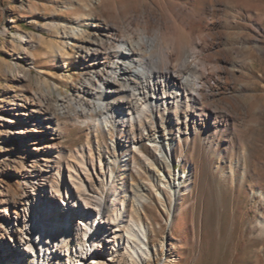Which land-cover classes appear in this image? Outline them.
I'll use <instances>...</instances> for the list:
<instances>
[{
    "label": "rangeland",
    "instance_id": "374dc122",
    "mask_svg": "<svg viewBox=\"0 0 264 264\" xmlns=\"http://www.w3.org/2000/svg\"><path fill=\"white\" fill-rule=\"evenodd\" d=\"M200 5L206 6V12L194 16V8ZM112 6L118 7V12L124 11V15L110 17ZM136 6L139 12L133 10ZM181 8L190 9L193 16L181 14ZM104 12L107 18L100 16ZM153 14L162 15L161 29H155L152 20L147 19ZM91 17L105 18L117 26L119 35L131 37L144 31L154 39L144 46L152 60L159 58L161 45L170 36L167 26L198 53L193 66L201 73L208 93L202 87V96L191 102L194 105L169 104L151 112L144 110L141 121L149 134L176 141L169 180L157 181L153 177L156 171L136 152L127 157L125 165L111 166L115 178L109 180V173L99 174L96 138L100 151L103 148L117 157L126 150L132 152L134 144L150 156L152 152L142 129L108 133L100 124L94 126V120L82 122L98 117L87 110L89 107H84L82 113L76 103L74 94L82 78L76 56L78 43L67 40L63 32L78 23L85 33H92L94 28L86 24ZM145 20L149 23L146 28L141 23ZM188 24L197 28L192 37ZM25 87L42 90L46 94L44 106L53 107L54 116L62 123L61 138L47 152L54 160L60 156L63 189L68 185L74 193L81 192L72 187L73 181L81 178L87 193L102 196L105 201L108 194L114 197L122 178L130 197L133 191L149 198L145 221L153 230L150 245L152 252L158 253L162 247L164 252L158 264H264V0H0V117H9L11 113L3 108L18 101ZM19 124L0 120V189H5L8 179L18 174L15 167L32 164L34 151L29 149L28 155L24 154L22 144L16 146L18 152H8V145L21 139L6 131L16 130ZM42 136L36 133V137ZM44 136L40 143L52 141L46 139L48 134ZM80 146L87 156L88 171L77 169L74 173L76 164L71 162V154L79 158ZM6 153L11 158H5ZM19 153L21 160H12ZM160 169L168 173L166 168ZM188 169L191 174L178 198L170 203L168 184L172 173ZM54 190L47 186L31 199L33 213L37 210L40 219L55 218H45L48 212H61L68 218L69 214L87 210L83 202L74 205L64 191ZM158 191L166 195L162 202ZM126 208L125 218L129 219L134 213L130 205ZM74 223L68 229L75 238ZM17 229L10 228L4 238L0 236L1 250L6 246L24 252L28 239ZM10 235L17 242L24 240L23 247L9 240ZM97 251L99 259L106 261L108 252ZM128 257L118 264H149L147 259L135 263ZM154 258L153 254L151 261ZM14 259L9 257L6 264H31L27 259L15 260L17 263ZM54 262L51 264H57Z\"/></svg>",
    "mask_w": 264,
    "mask_h": 264
},
{
    "label": "bare ground",
    "instance_id": "6f19581e",
    "mask_svg": "<svg viewBox=\"0 0 264 264\" xmlns=\"http://www.w3.org/2000/svg\"><path fill=\"white\" fill-rule=\"evenodd\" d=\"M175 5L178 7L177 4ZM117 8L112 6V9L108 11L110 17L119 18L124 15L125 12L122 10L118 12ZM194 9L196 11L194 16L197 17L206 12V6L203 5ZM133 10L139 12L141 9L136 6ZM180 10L183 15L193 16L190 9L185 11L181 8ZM100 16L108 17L106 12ZM161 17L162 15L153 14L147 19L152 20L155 29H161L159 23L163 19ZM105 18L103 20L92 17L88 19L86 24L94 28L92 33H85L78 23L63 32V37L67 40H76L78 43L76 56L80 59L78 67L82 69V78L74 94V98L77 99L76 103L82 113H85L83 112L84 107H89L87 110L90 109L98 117L83 119L82 122H87L88 119L94 120L96 121L94 126L98 127L100 124L102 129L108 133L111 131L126 133L129 128L142 129L143 132L145 131L143 138L148 142L152 156L145 153L139 144H134L130 148L132 152L126 150L120 157H117L103 148L100 151L101 146L96 138L94 141H96L97 156L101 163L99 174L109 173V180L111 177L115 178L111 166L113 164L117 167L125 165L127 157L136 152L152 171H156L153 177L157 181L167 180L171 175L170 169L176 141L169 140L168 137L160 134H149L143 128L141 121L145 117L144 110L151 112L169 104H175L176 107L182 104L194 105L191 102L202 96L204 86L200 77L201 73L193 66V60L196 59L198 53L195 54L192 46L183 43L179 36L175 35V30L167 26L170 36L167 37L166 43L161 45L159 58L152 60L151 55L147 54L149 50H146L144 46L149 40L153 42L154 39L148 37L144 31L131 37L126 33L119 35L117 26L111 25ZM141 23L144 28L149 24L147 20ZM191 27L188 24L192 37L197 28ZM20 37L24 38V35L20 34ZM29 41L25 42L29 43ZM41 91L38 88L25 87L18 101H11L9 102L10 107L3 108L11 113L9 117H0V120L9 123H20L16 130L6 131L21 139L19 142L10 143L8 152H18L16 150L18 144L23 145L24 154H27L29 149L34 151L30 159L32 164L25 167L21 162H17L21 163L20 168L15 167L14 169L18 174L8 179L5 189H0V236L4 238L10 228L17 227L18 232L28 239L27 245L23 247L24 240L17 242L12 235L8 236L9 240L16 241L18 246L21 245L24 252L19 248L9 249L5 246L3 250L0 249L2 251L0 252V263L6 264L10 257L15 258L13 262L17 263L15 260L25 262L27 259L31 264H51L52 261L53 263L56 261L57 264H118L117 261L129 256L135 263L147 259L149 264H158L164 252L163 247L158 253L155 250L152 252L150 241L153 230L152 226L145 221V206L149 198L144 193L135 194L132 191L130 197V194L126 193L122 178L118 182L119 188L114 197L108 194L105 201L102 196L87 193L85 182L81 178H77L72 183V187H76V190L80 188L81 192L78 190L74 193L68 185L63 189L65 183L60 176L62 170L59 163L60 156H56L57 159L54 160L50 152H47V149L55 148L56 139L61 138L62 123L54 116L53 107L48 104L44 106L46 94ZM208 91L209 88L205 86L204 92L208 93ZM36 133L43 136L38 138ZM44 134H48L46 139H52V141L40 143V139L45 137ZM95 137H97L96 133ZM35 141L37 144L29 147ZM111 144L114 148L113 141ZM78 152L81 155L78 154L77 159L71 154V162L74 161L76 164V169L72 170L74 173L77 169L87 172V156L83 155L81 146ZM100 152L102 154H99ZM4 156L7 159L11 158V155L7 153ZM19 158H21L20 153L12 160L20 161ZM69 167L71 169V166H67V169ZM163 167L168 173L161 171L160 168ZM92 168L94 169L93 165ZM190 170L172 173L173 179L168 184L170 203L176 196L178 198L186 177L191 174ZM68 175L71 181L73 178L71 173ZM47 186L55 188L56 191H64L65 196L68 200L71 199L74 205L77 202L78 204L83 202L87 210L82 209L77 213L69 214L68 218L61 212L53 214L48 212L45 218H51L53 215L55 218L46 221L44 218L40 219L42 217L36 214L37 210L33 213L31 199H34L39 191H43ZM157 196L160 202L166 198L163 191H158ZM115 201L120 204L115 206ZM127 204L134 213L129 219L125 218ZM50 209L49 207L48 210ZM73 221L76 226L75 238L68 229L71 228ZM32 235L36 237L33 236V238ZM97 249L108 252L109 256L106 261L99 259L100 253ZM63 250L65 251L62 252ZM153 254L156 256L154 262L153 259L151 261ZM158 254L161 255L158 256Z\"/></svg>",
    "mask_w": 264,
    "mask_h": 264
}]
</instances>
